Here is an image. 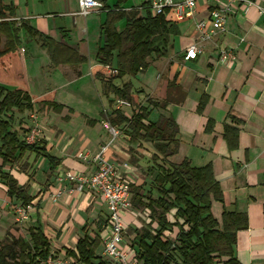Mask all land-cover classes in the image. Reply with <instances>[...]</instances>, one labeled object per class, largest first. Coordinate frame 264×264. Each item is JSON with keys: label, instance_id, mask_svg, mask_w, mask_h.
Wrapping results in <instances>:
<instances>
[{"label": "crops", "instance_id": "crops-1", "mask_svg": "<svg viewBox=\"0 0 264 264\" xmlns=\"http://www.w3.org/2000/svg\"><path fill=\"white\" fill-rule=\"evenodd\" d=\"M1 1L15 7L13 20L18 21L21 37L26 35L32 39L31 46H27V48L30 50L33 48L32 51L38 57V62L33 63V66L39 65V59L43 57L44 61L57 72L66 68L75 69L82 73L81 80H83L84 85L79 90L81 92L79 97L81 103L88 105L90 109H85L84 113L86 114L74 112L73 109L57 99L61 95L63 96L62 100L65 99V96H77L74 87L67 83H62L63 93L61 89V92H57V94L53 90L43 93V85L41 84L32 89L33 95L39 96L37 103L50 110V113L55 116L61 115V123L66 126L62 130H53L58 125L52 116L47 120L45 130H39L41 135L38 133V136L41 140H36V142L45 145L46 151L51 156L59 160V165L51 171L49 163L43 156L25 153L24 155L32 156L37 168L41 163H44L43 160L48 163V166L44 163L45 169L43 168L41 174L37 172L36 182L30 183L29 178L24 173L12 171L14 167L8 168L7 171H5L6 167L3 169L16 179L19 186L27 185L28 194L33 198L31 201L33 209L26 222L27 231L29 228L40 226L44 236L49 241L51 254L56 258L71 259L78 264L77 260L67 255L66 252L73 251L78 240L85 234L93 237L96 232L100 240L97 250L100 251L99 255L101 256L102 238L106 235L105 224L108 210L98 193L88 189L81 193L70 192L74 187L73 184L69 181L58 183L56 181L57 174L70 171L74 174L92 175L96 170L95 165L78 159V152L86 150L92 157L100 151L101 147L108 145L105 158L115 166L118 177L128 182L130 188L131 186L141 187L140 193L142 195L147 194L155 198L157 193L154 188L149 191L145 190L144 193L146 188L143 187L146 181L144 176L139 179L136 174V176L133 175V172L118 162L127 156L128 153L124 148L126 149L129 145L139 146L143 144L152 150L154 149L151 144L130 142L124 125L112 126L110 124L109 119L114 116L112 112L116 110L110 111L112 102L120 100L106 91L103 88V82L95 76L96 73L102 74L106 81L115 75L114 65L104 67L98 64L95 59L97 49L104 43V37L100 34V30L97 42L94 44V60L89 64V58L85 56V53L89 51V44L85 39L88 33L86 27H83L81 33L75 36L74 31L66 27L63 22L59 27L51 23V17L56 16H59L63 21L61 13L35 11V13H30V17H28L29 5L31 3L40 4L42 3L41 0H33L32 2L24 0L21 4H19V0ZM253 1L255 6L264 8V0ZM212 5L210 2H199L193 18L171 23L178 31L176 36L169 37L174 40L171 48L176 45L178 50L173 56H170L167 45V56L159 58L163 62L158 61L149 64L148 67L153 64L156 65L154 67L156 68L155 85L150 92L146 91L147 87L135 88L132 86L131 94L136 97L138 103L148 108L149 113L156 111L152 121L149 120L150 116H148V122L154 123L160 116L171 117L175 121L178 127L179 146L177 154L169 158V162L178 164L186 159L194 168L211 166L214 179L219 184L223 194V204L212 203V216L219 222L224 209L246 215L247 228L237 232L236 242L233 246L234 257L240 264H264V14H258L255 6L245 8L239 4L235 5L231 7L226 17L224 32L217 33L210 41L201 43L197 41L195 23L208 18V10ZM20 6L23 8L22 13L17 12ZM77 12L78 0H76L74 9L69 13L71 17L68 19L69 21L75 23L82 18L92 21L94 17L90 16L98 14L99 18L95 24L100 28L103 23L101 11L87 16L77 15ZM181 24L187 25V31L184 33L180 30ZM21 25L24 28H20ZM26 29L33 30L43 37L50 38L56 43L77 51L87 59L86 63L77 66H52L48 50L41 47L42 39L36 35L28 34ZM193 43L198 45L202 53L196 60L185 62L183 60L184 50ZM19 46L15 53L6 55L0 60V69L6 70L12 60L22 68L24 54L23 57L22 54H19ZM219 48L231 50L234 59L224 64L219 63ZM30 50L25 57H28L29 60L31 57V61H33ZM85 65L88 67L85 68ZM108 74L111 76H107ZM89 75L92 82L88 78ZM173 78H175V84L180 86L185 93L182 103L178 105L169 104L165 109L149 107L147 99L154 102L165 100L167 83ZM119 80L121 81V79H111L110 84L120 88L124 83H127L125 81L119 83ZM139 84L144 85L140 81ZM92 86L98 104L102 107V111L98 115L100 121L92 116L95 110V106L89 102L94 100V96L90 95L89 91ZM28 95L34 103L32 94L28 93ZM202 97L206 98L205 104L201 114H197L196 108ZM44 103H54L60 105L62 109L56 112ZM124 107L129 108L130 112H124ZM117 109L123 116L130 118L134 107L126 104ZM76 120H78L77 124L75 123ZM105 124L123 130L124 137H117L111 141V135L105 128ZM226 127L234 128L237 131L236 136L230 133L227 139L225 136ZM53 150L56 155H53ZM138 151L140 152V150ZM153 153H148L150 160ZM48 172L51 174L45 178L44 174ZM147 173L149 172L147 171ZM59 189H62V195L56 202H52L51 194ZM3 196L7 198L6 189L2 185L0 200ZM132 210L137 211L131 206L121 214L125 225L124 240L130 247H132L131 241L134 239L135 233L128 234V229H139L141 226L137 213ZM88 228L91 229L89 234L86 232ZM53 246L55 247L53 248Z\"/></svg>", "mask_w": 264, "mask_h": 264}, {"label": "trees", "instance_id": "trees-1", "mask_svg": "<svg viewBox=\"0 0 264 264\" xmlns=\"http://www.w3.org/2000/svg\"><path fill=\"white\" fill-rule=\"evenodd\" d=\"M101 12L105 14L100 25V34L104 43L95 54V59L102 66L115 70L113 78L106 81L102 74L96 78L103 82V88L115 98L134 107L132 116L126 118L118 109L109 119L112 126L124 125L125 132L132 143L151 144L154 153L152 165L147 168L154 174L152 183L157 197L141 194V187L131 186L132 208H142L148 212L149 223L155 224L142 229L131 241L140 264H240L233 255V246L238 231L247 228V217L244 213L229 212L225 209L218 222L211 214L213 202L223 204V194L213 176L210 165L194 168L188 160L178 164L168 161L177 154L179 142L178 127L171 117L160 116L156 122H148L149 111L136 101L131 94L132 85L124 83L120 88L110 84L111 79H122L125 76L135 77L149 66L150 58H165L169 37L176 36V27L164 16L152 17L148 11L149 1L139 6V11H126L121 7L128 0H115L113 6L108 0H99ZM146 14H143V12ZM15 7L0 0V60L6 55L15 53L20 44L19 28L13 26ZM125 20V28L119 30L118 22ZM20 28H24L23 25ZM30 35L42 39L41 47L49 53L52 66H77L86 63L87 59L68 46L56 43L35 31L26 29ZM166 98L162 102L147 99L152 108L165 109L169 104H181L185 93L175 84V78L167 83ZM205 97H202L196 108L201 114ZM54 111L62 107L54 103H44ZM33 110V102L27 92L20 88L7 90L0 85V182L6 189V196L14 203L23 206L31 204L28 186H19L16 179L5 172L4 167L12 169L17 166L25 153L43 156L53 171L59 160L51 156L40 142L27 143L12 129L13 112L23 114ZM236 136L234 128H225V136ZM173 212V222L169 220ZM149 225V224H148ZM99 226V225H98ZM178 228L173 241L164 238L163 234L172 228ZM84 229V228H83ZM100 245L98 234L93 237L84 235L75 245L74 250L66 254L74 257L78 264H109L96 253ZM50 244L40 226L29 228L27 239L6 234L0 244V264H48L52 258Z\"/></svg>", "mask_w": 264, "mask_h": 264}, {"label": "rangeland", "instance_id": "rangeland-1", "mask_svg": "<svg viewBox=\"0 0 264 264\" xmlns=\"http://www.w3.org/2000/svg\"><path fill=\"white\" fill-rule=\"evenodd\" d=\"M22 1L24 0H19V4H21ZM28 1L32 2L33 0H28ZM41 1L42 3L40 4L31 3L29 5V10H28L29 16L28 17H30V13H33V12L35 13V11L40 12V13H43V12L44 13H54V12L61 13L62 14L61 17L63 18V21L59 16H56V17H51L50 19L51 23L59 27L61 23L63 22V24H65L66 27H69L71 30L74 31L75 36H78L81 33L82 28L86 27L88 29V33L85 39L87 43L89 44L88 45L89 51L85 53L86 54L85 56L89 58V61H90L89 64H91L94 60V56H93L94 54L93 49L95 48L94 44L95 42H97V36H99V26L95 24V22L99 18V15L97 14V15L90 16V17H94V20L92 21L90 19L88 20L87 18L86 19L82 18V19H78V21L74 23V22L69 21L68 19L71 18L69 16V13L74 9L76 0H41ZM146 1L148 0H128L127 2L122 4L121 7L125 9L126 11H129V10L139 11V6ZM108 3L109 5L115 4V0H108ZM22 9H23L22 6H20L17 12L22 13ZM101 14H103V22H104L105 14L102 12ZM143 14H146L145 10ZM13 26H15L16 28H19L18 21H14ZM117 28L121 30L124 29L125 20L119 21ZM180 30L183 33L186 32L187 25L181 24ZM20 32L21 30L19 29V35H18L19 40H20L19 54H22V57L24 54V58L22 61L23 66L22 68L19 67L16 64V62L12 60V62L9 63V67H7L6 70L0 69V85H3L4 87L10 90L21 88L23 91H26L32 94L34 103H33V110L31 112L25 111L23 114H18L16 112L12 113L13 119H14V122L12 123V126H11L12 129L17 130L19 133V136L22 139L26 140L27 136L30 133V130H32L35 125L38 126V128L35 130H45V126H47L46 122L52 116L54 117V119L56 120L55 122L58 125V127H56L53 130H62V129H65L66 127L65 125L61 123V118H60L61 115L55 116L52 113H50V110L45 109L44 107L40 105V103H37L39 96L33 95L32 89L37 88V86H39L40 84L43 85V93H48L51 90H53L54 93L57 94V92H61L60 89L61 90L63 89L62 83L64 84L67 83L74 87L75 91L77 92L76 93L77 96H69V97L65 96L64 97L65 99L62 100L63 96L61 95L57 99H59L63 104L67 105L69 108L73 109L74 112H78V113L83 112V114H86L84 113L85 109L86 110H90V109L88 105L83 104V102L81 103V100L79 97V94H81L79 90H81V88L84 85L83 80H81L82 73L77 72L75 69H66V68L60 69V71L57 72V70L51 67L50 64L44 61L43 57H40L41 60L39 59V65L33 66V63L38 62L37 60L38 57L35 54V52L32 51L33 48L31 50L27 48V46H31L30 42L32 41V39H30V37H27L26 35L21 37ZM173 41L174 40L170 38L167 41V45L169 46L168 52L170 56H173L175 51L178 50V46L176 45H174V48H171L172 47L171 44L173 43ZM4 42H5V39L2 38L0 48L4 45ZM167 45H166V49H167ZM29 50H30V54L33 57V61H31L32 59L31 57H30V60L28 57H25V55L28 53ZM158 61H161V59L153 58V57L148 59V62L150 65ZM84 67L86 68L88 66L85 65ZM154 67H156L155 64H153L151 67H148L144 72H139L135 77L125 76L124 78L121 79V81L119 80V83L123 81L125 82L130 81L133 87L135 88H138L139 86L144 87V88L147 87L148 89H146V91L150 92V90L153 89L155 85L154 79L156 75V68ZM109 75L111 76V74H108L107 76ZM88 78L91 80L90 75L88 76ZM139 81L143 82L145 86L140 85ZM89 91L91 93L90 95L94 96V100L89 101L93 106H95L94 107L95 110L92 116L97 118L98 121H100V118L98 115H99V112L102 111V107L98 104L93 86L89 88ZM62 93H63V90H62ZM86 98L88 99L87 96ZM112 104L113 105L111 106L110 111L121 107L119 106L117 101L112 102ZM123 110L126 113L130 112V109L127 107H124ZM108 112L106 113L108 114ZM155 115H156V111L149 113V116H150L149 120L152 121ZM77 122L78 120H76L75 123L77 124ZM80 129H77V130H80ZM115 129L118 130L117 128ZM73 130H76V129L73 128ZM81 130H84V129H81ZM118 132H119L118 138L124 137L125 133L123 130H118ZM39 134L41 135V131L39 132ZM37 139L41 140L40 136L36 137L34 140L36 141ZM126 144L129 145L127 142ZM137 149L140 150V152ZM124 150L128 154L126 157L122 158L118 162L121 165H124L123 166L124 168H127V170H130L131 172H133L132 173L133 175L136 174L139 179L143 176L145 177L146 181L143 184V187H146V188L144 189V193L146 191L152 190L153 189L152 180H153L154 174L147 173L146 169L148 166L152 165V162L150 160V156L148 155V153L152 154L154 150H152L149 146L143 145V144H140L139 146L129 145L126 149L124 148ZM79 153H86L88 155H91L86 150H82L78 152V154ZM53 155H56V152L54 154V150H53ZM43 162L46 164V166H48L47 165L48 163L45 160H43ZM44 163H41V165H39L37 168L35 167V161H33L32 156L30 157V156L24 155L18 162L17 166L12 169V171H14L15 173H21V172L24 173L29 178V183L36 182L35 177H36L37 172L41 174L43 172V168L45 169ZM8 168L9 167H6L5 171H7ZM135 169L137 172L135 171ZM50 174H51L50 172L44 174L45 178H48ZM1 186H2V183L0 182V188ZM16 204L17 203H14L12 199H8L4 196L2 197V200H0V244L5 238L6 234H10L14 237H22L24 239H27L26 222L28 221V218L27 220L22 221V222L17 221V216L14 213V206ZM134 213H137V217H138V220L141 222V226L139 227V229L129 228L128 234H134V233L137 234L141 232L142 229L151 228V226H153L154 228L156 227L155 224L151 225L149 223V219L147 216L148 212L145 211L144 209L138 208L137 211H134ZM172 216H173V212L170 213L169 215V220L171 222H173ZM90 230L91 229L88 228L86 232L89 234ZM177 233H178V228L174 227L171 230L166 231L163 234V236L164 238L173 241ZM54 247L55 246H53V248ZM99 253L100 251L97 250L98 255Z\"/></svg>", "mask_w": 264, "mask_h": 264}, {"label": "built area", "instance_id": "built-area-1", "mask_svg": "<svg viewBox=\"0 0 264 264\" xmlns=\"http://www.w3.org/2000/svg\"><path fill=\"white\" fill-rule=\"evenodd\" d=\"M199 2L212 3V7L208 10V18L204 21L195 23V34L198 42L210 41L217 33L224 32L227 14L231 7L242 5L245 8L254 7L253 0H150L148 10L152 17L164 16L171 23L180 22L194 17ZM102 4L99 0H78L77 15L87 16L94 12H99ZM258 14H264V8L255 6ZM202 50L197 44L193 43L185 48L183 60L185 62L196 60ZM234 55L231 50L219 48L218 62L221 64L232 61ZM119 106L126 105L123 101H117ZM38 126H34L30 130L26 138L27 143L35 142L38 136ZM105 128L111 135V141L119 136L118 130L109 124H105ZM108 145L100 148V151L90 156L86 153H79L78 159L83 162L93 163L96 167L95 172L90 176L82 174H74L66 171L57 174L56 181L62 183L69 181L73 184L70 192L81 193L88 189L100 195L108 210V217L105 224L106 235L102 238L101 257L109 262V264H139L137 255L132 247L127 245L124 240L125 225L122 219V212L131 207V192L128 182L118 177L117 170L113 164L105 158ZM62 189L51 194L52 202H56L62 195ZM33 206L29 204L23 206L17 203L14 206V213L17 221H25L29 217ZM53 256V255H52ZM48 264H76L73 260L56 257L48 258ZM220 264V263H217Z\"/></svg>", "mask_w": 264, "mask_h": 264}]
</instances>
